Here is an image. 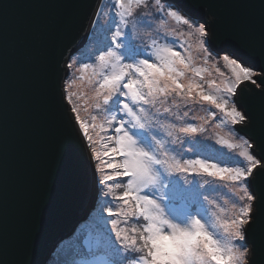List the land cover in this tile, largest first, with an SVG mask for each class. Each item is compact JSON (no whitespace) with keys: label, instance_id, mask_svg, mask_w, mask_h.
Returning a JSON list of instances; mask_svg holds the SVG:
<instances>
[{"label":"snow or ice","instance_id":"6c2138e0","mask_svg":"<svg viewBox=\"0 0 264 264\" xmlns=\"http://www.w3.org/2000/svg\"><path fill=\"white\" fill-rule=\"evenodd\" d=\"M200 6L211 21L168 0H99L89 37L95 53L86 60L65 63L53 53L37 68L21 51L30 82L65 129L58 154H74L97 185L95 212L57 249L58 264H264V90L257 107H246L250 86H264V78L258 84L259 73L244 61H264V0L236 4L246 36L226 38L237 40L239 52L217 51L216 13ZM9 7L0 5V210L15 50ZM169 20L179 30H169ZM141 29L146 38L137 43ZM213 69L223 79L209 78ZM85 85L90 95L79 90ZM208 126L220 130L215 143L234 157L196 139ZM225 186L222 203L209 195ZM46 207L41 195L23 259L10 252L0 223V264H33Z\"/></svg>","mask_w":264,"mask_h":264},{"label":"water","instance_id":"95a60500","mask_svg":"<svg viewBox=\"0 0 264 264\" xmlns=\"http://www.w3.org/2000/svg\"><path fill=\"white\" fill-rule=\"evenodd\" d=\"M8 3L7 69L8 179L3 193L0 223L6 232L10 252L23 259L25 247L33 239L32 218L41 195L47 198L43 222L35 236L33 264H50L61 243L71 239L90 219L97 207L95 176L85 170L71 152L58 154L65 129L59 117H53L37 87L30 82V70L24 68L21 51L32 54L37 68L53 53L65 63L85 48L92 33V18L99 0H0ZM198 19L206 17L211 5L217 17L220 36L217 51L239 52L236 39L246 36L240 20L243 9L238 0H168ZM35 38L33 40V33ZM62 54H64L62 56ZM255 69L258 84L264 78V61L244 57ZM62 82H58V85ZM246 107L259 104L264 86L251 85Z\"/></svg>","mask_w":264,"mask_h":264},{"label":"rangeland","instance_id":"374dc122","mask_svg":"<svg viewBox=\"0 0 264 264\" xmlns=\"http://www.w3.org/2000/svg\"><path fill=\"white\" fill-rule=\"evenodd\" d=\"M149 19L151 20V17H149ZM152 24H153V28L156 27V24L157 22L152 20L151 21ZM168 27H169V30L171 29H177L179 30V27L178 25H176L174 22H172L171 20H169V23H168ZM93 32V30H92ZM155 34V33H153ZM145 31L143 29H141L140 31V34H139V38L137 40V43H141L144 39H145ZM172 37H170L171 39ZM95 53V45L91 44L90 43V39L88 41V43L86 44V47L81 51L79 52L78 54H76V57L74 58L76 61H80L81 59H87L89 56H92L93 54ZM196 53L194 52V55ZM247 66V65H246ZM220 67H221V70L222 71H225L227 72V69H225L223 67V62L221 61L220 63ZM251 67V66H250ZM255 70V69H254ZM77 75H79V73H76ZM209 78H216V79H223L222 77H218L216 76V73H215V70L213 69L212 71V77H209ZM73 90H77V89H73ZM80 91H83L85 92L86 94L90 95L91 94V89L87 87V85H85L84 87L80 88L79 89ZM81 103H83V101H81ZM197 108H199L200 106H196ZM203 107L207 108L208 106L207 105H204ZM213 111H215L213 109ZM198 115H202L203 112H198L197 113ZM219 118V116L217 117ZM220 130L219 129H215L211 126H208V131L202 135V136H199L197 137L196 139L202 141L203 143L205 144H208V145H211L214 149L220 151V152H224L226 154L227 157H234L235 156V153L233 152H230L228 149H225V148H221L220 145H217L215 143V133L216 132H219ZM223 134V133H221ZM207 137H211V138H207ZM225 163H230L231 161L228 160V159H225L224 161ZM209 195L214 198V199H218L221 201V203L223 202V198L225 196H229L230 195V190L228 187H221L219 188L217 191L215 192H210ZM95 210L93 211V214H94ZM89 221L85 222L84 224H82L81 227H84L88 225ZM74 239V238H73ZM73 239H69L67 242H65L63 245H66L67 243L71 242ZM60 260V256H58V254L55 256L54 260L51 262V264H58V261Z\"/></svg>","mask_w":264,"mask_h":264},{"label":"trees","instance_id":"16d2710c","mask_svg":"<svg viewBox=\"0 0 264 264\" xmlns=\"http://www.w3.org/2000/svg\"><path fill=\"white\" fill-rule=\"evenodd\" d=\"M81 229H86V226H84V227H81L79 230H81ZM73 241V240H72ZM71 241V242H72ZM71 242H69V243H71ZM69 243H67V244H69ZM62 246H64V245H62ZM60 259H61V257H60Z\"/></svg>","mask_w":264,"mask_h":264},{"label":"bare ground","instance_id":"6f19581e","mask_svg":"<svg viewBox=\"0 0 264 264\" xmlns=\"http://www.w3.org/2000/svg\"><path fill=\"white\" fill-rule=\"evenodd\" d=\"M76 56H74L73 58H75Z\"/></svg>","mask_w":264,"mask_h":264}]
</instances>
